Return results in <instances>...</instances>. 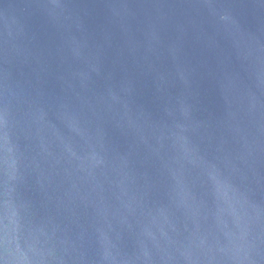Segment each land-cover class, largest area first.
I'll return each mask as SVG.
<instances>
[{
    "label": "water",
    "instance_id": "obj_1",
    "mask_svg": "<svg viewBox=\"0 0 264 264\" xmlns=\"http://www.w3.org/2000/svg\"><path fill=\"white\" fill-rule=\"evenodd\" d=\"M0 264H264V0H0Z\"/></svg>",
    "mask_w": 264,
    "mask_h": 264
}]
</instances>
